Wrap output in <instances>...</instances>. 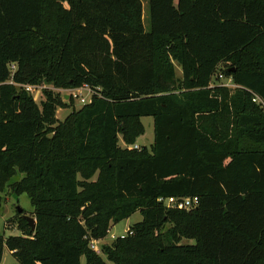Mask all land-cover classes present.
I'll return each instance as SVG.
<instances>
[{"label":"trees","instance_id":"trees-1","mask_svg":"<svg viewBox=\"0 0 264 264\" xmlns=\"http://www.w3.org/2000/svg\"><path fill=\"white\" fill-rule=\"evenodd\" d=\"M148 6L147 32L141 0H0V192L27 195L36 218L0 235V264L5 249L19 264H107L92 241L138 211L102 247L108 262L264 264V0ZM23 86L95 94L62 122L73 99L46 89L38 105ZM147 117L151 151L122 148Z\"/></svg>","mask_w":264,"mask_h":264},{"label":"rangeland","instance_id":"rangeland-1","mask_svg":"<svg viewBox=\"0 0 264 264\" xmlns=\"http://www.w3.org/2000/svg\"><path fill=\"white\" fill-rule=\"evenodd\" d=\"M144 0H142L143 2ZM144 4V3H143ZM146 31H149V24H146ZM178 77H182V71L181 69L177 73ZM224 85V82H220V85ZM49 90L54 92L57 95H60L62 101L64 103H67L68 105L69 100L73 99V106L71 105L70 108L67 109H58L56 117L59 121H64L68 115L75 109L76 111L81 110L85 105L82 104V99H85L88 103L91 102V94L87 90L81 91L82 95H79L80 93L75 90H63V89H55L53 86H42L41 89L35 91L34 93H31L33 96L35 102L40 105L42 101L45 100L44 91ZM235 88H231V90H234ZM76 95V96H74ZM66 96H68V100L66 99ZM79 96V97H77ZM72 107V108H71ZM142 122L145 126V134L141 136L139 139H137L136 144L140 147L142 151L143 148H147L149 151H151V148L154 144V120L151 117L143 118ZM120 146L122 148H129L122 140L120 141ZM131 149V148H130ZM23 178V174L18 173L12 180L11 183L18 182ZM97 176H95L93 179L95 180ZM0 197L2 198L3 204L2 208L0 209V235L4 239H8L10 237L14 236H23L24 232L23 230H19L20 220L24 216L31 217L36 220L34 208L32 207L29 198L27 195H20L17 196L11 192L9 188L5 189L4 192H0ZM19 209L23 211V214L19 213ZM143 220L142 214L138 211L135 214H133L129 219L124 220L118 224L111 223V228L109 231L108 236L105 239H102L97 242V247L99 248V255H101L107 264H112L111 262H108L106 260L105 255L102 253V247L104 245H112L114 241L117 238L127 236L130 233V229L140 223ZM182 244L188 245V244H195L194 240H187L183 239ZM85 260H83V263ZM1 264H19L16 258L14 257L13 253L10 252L8 249H5L4 257Z\"/></svg>","mask_w":264,"mask_h":264},{"label":"built area","instance_id":"built-area-1","mask_svg":"<svg viewBox=\"0 0 264 264\" xmlns=\"http://www.w3.org/2000/svg\"><path fill=\"white\" fill-rule=\"evenodd\" d=\"M218 78L220 81L225 83L224 86L229 87V88L235 87L232 83V80L231 79L230 80L225 79V77L222 74H219ZM23 88L29 93H34L35 91L41 89V86H23ZM83 90L89 91V93L91 94V99H92V96L95 94V91H93L88 86H85L83 88L75 90L76 91L75 93L79 92L80 93L79 95H82L81 91H83ZM74 96H76V95H74ZM77 97H79V96H77ZM81 101H82V104H84V105L88 104V102L85 99H82ZM253 101L256 103H262L261 99L258 97L254 98ZM130 148L135 149V150H141L140 147L137 145L129 147V149ZM159 202L163 203L168 208H174V209H178V210H187V211L195 209L199 205V199L198 198H168V199H160ZM96 244H97V241H92L91 248L95 252H99V248L97 247Z\"/></svg>","mask_w":264,"mask_h":264},{"label":"crops","instance_id":"crops-1","mask_svg":"<svg viewBox=\"0 0 264 264\" xmlns=\"http://www.w3.org/2000/svg\"><path fill=\"white\" fill-rule=\"evenodd\" d=\"M148 2H149V0H144L142 2V5H143V22H144L145 29L147 27L146 24H149L148 23V9H149ZM174 2H175V5H177L179 0H174ZM175 68H176V74H177L179 72V70L181 69V67L177 63H175ZM181 71H182V69H181ZM179 78H181V77H179ZM211 86L212 87L215 86L214 82L211 84Z\"/></svg>","mask_w":264,"mask_h":264},{"label":"water","instance_id":"water-1","mask_svg":"<svg viewBox=\"0 0 264 264\" xmlns=\"http://www.w3.org/2000/svg\"><path fill=\"white\" fill-rule=\"evenodd\" d=\"M68 96H66V99L68 100ZM22 210L19 209V213L22 214ZM24 218L27 220L29 226L31 227V230L32 232H35L36 231V220L31 218V217H28V216H24Z\"/></svg>","mask_w":264,"mask_h":264}]
</instances>
